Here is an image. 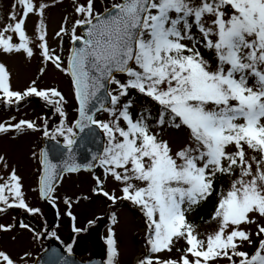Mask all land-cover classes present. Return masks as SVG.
<instances>
[{
	"label": "snow or ice",
	"instance_id": "6c2138e0",
	"mask_svg": "<svg viewBox=\"0 0 264 264\" xmlns=\"http://www.w3.org/2000/svg\"><path fill=\"white\" fill-rule=\"evenodd\" d=\"M17 5L19 17L12 11L0 27V55L34 56L25 21L37 14L42 62L70 76L78 104V116L70 122L61 91L40 88L35 79L22 91L12 90L10 73L0 63V102L19 106L35 96L59 117L51 130L47 117L42 128L32 120L0 123V133L42 131L57 145L58 137L63 138L59 162L48 149L33 153L42 165L40 195L55 204L57 178L92 170L98 162L103 178L94 176L92 191L113 204L138 206L147 219L148 253L138 264H264V0H114L102 12L95 0L76 2L78 18L70 27L65 18L56 32L61 49L64 36L73 43L67 66L46 39L49 4L17 0ZM78 27L86 29L84 35H77ZM201 47L214 53V63ZM39 71L43 75L45 68ZM118 73L126 76L124 82ZM131 90L150 98L156 114L145 108L134 115L133 100H122ZM98 113L108 118L99 119ZM169 128L187 129L189 142L173 151L161 134ZM97 129L106 136L102 152L94 153L91 163L78 162V133ZM0 164L8 168L3 155ZM218 175L229 176L231 186L211 216L215 230L201 239L187 213L212 195ZM108 179L120 185L121 195L105 190ZM0 180V212L12 207L40 212L25 201L22 178L14 168ZM64 202L70 209L72 201ZM67 215L75 221L71 210ZM112 220L117 223L115 213ZM19 226L29 229L23 222ZM13 227L0 224L4 231ZM109 233L108 264H116L117 240L112 229ZM180 241L185 244L178 256L166 255ZM252 245L254 253L244 250ZM26 257L17 261L0 250V264H27Z\"/></svg>",
	"mask_w": 264,
	"mask_h": 264
},
{
	"label": "rangeland",
	"instance_id": "374dc122",
	"mask_svg": "<svg viewBox=\"0 0 264 264\" xmlns=\"http://www.w3.org/2000/svg\"><path fill=\"white\" fill-rule=\"evenodd\" d=\"M112 1L114 2V0H95V8L97 11H103L105 7L112 4ZM35 2L37 4L41 2L49 4V7L45 10L46 39L50 48L56 49L58 54L63 55V50H61L60 46L61 41L60 38L56 36V32L64 23L65 18H67L69 27L74 23L75 19L78 17L74 15L73 5L76 2L83 3L85 0H35ZM13 5H17V0H0V27H3L4 23L8 22V17L12 11H16L19 17L22 9L18 5L13 8ZM38 24L39 16L37 14H29L25 21V30L31 40L30 46L34 49V56L31 59H28L23 54L0 55V63H4L10 73V85L12 90H22L23 88H26L33 79L37 80V84L40 88H51L52 86L57 87L65 96L67 103L64 106L68 107L69 119H72L74 116L72 104L74 103V94L71 80L69 79V75L56 69L51 63L47 65L43 64L42 57L37 47L39 43ZM77 35H80L79 27L77 28ZM65 37L67 38L66 40L64 39ZM13 39L18 42V38L15 34H13ZM63 39L67 41V43L69 42L68 36H64ZM69 48H66L67 53H69ZM205 58L214 63V53L209 51ZM41 67L45 68L43 75H41L39 71ZM113 88H115V85ZM122 100H125V98H122ZM145 108L152 109L153 115L156 114L153 103L143 96H136L131 111L137 113ZM40 110V108L28 104L19 105L18 107H9L0 102V123L6 125L14 124L21 119L37 122L42 120V112L41 115H39ZM13 117H15V120L12 119ZM76 117L77 113H75L74 118L76 119ZM99 118L107 119L108 114L101 113ZM49 120H51V124L54 123L52 118ZM154 130L157 132L160 131L159 129ZM161 134L164 139L169 141L173 151H176L189 142L187 129L176 131L169 128ZM41 140L42 131L33 132L28 130L24 133H17L14 130H10L6 133H0V155L6 157L8 164L7 169L0 164V176L7 179L11 170L14 168L17 174L22 178V192L24 194V199L29 202L32 200L34 203H40V199H36L40 166L38 159L33 156V153H36L37 156L39 155V144L41 143ZM94 176H101L103 178V169L97 175H94L93 173H80L67 175L64 178L63 183L59 186L56 194V201L60 206V211L57 212L58 215L61 213L64 214L65 212V216H68L67 212L71 210V212H76L79 217L85 213H89V219L96 221L99 214L108 210L104 207L102 200H95L94 198L96 195L92 191L96 186ZM3 182V180H0V183ZM230 186L231 179L228 178L227 185L223 186V194L227 193ZM104 187L110 193L114 192L117 196L121 195L120 185L112 179L106 180ZM87 198L93 200L89 201ZM65 199H70L72 201L71 207L67 211H64V206L66 205L64 202ZM108 211L110 213H115L117 216V223L112 227V230L115 232V238L117 239L119 250L116 264H137V260H139L142 255L140 249L141 245L139 248L140 239L138 238V233L142 225V220L139 217V210L137 212L134 210L132 211V209L126 204V206L109 209ZM61 216L62 218L64 217L63 215ZM19 220L20 218L15 216L14 212L11 210L0 213V224L5 226L14 225V227L8 231L0 229V250L6 251L17 261H20V257L27 253L26 260L28 264L35 258L34 255L38 249L41 251L45 245L44 243L34 241L33 229L30 227L29 229L21 228L19 226L21 223ZM34 220L38 226L45 224L44 218L41 215L34 216ZM109 226L111 225L108 224L106 229L100 227L96 230L93 225H90L89 231L91 233H87L84 237H78V235H73L71 233L72 227L61 226L58 228L57 225V227L51 231L49 237L68 244L71 248L75 247L80 253L79 256L81 258H108V245L106 247L105 243L103 244L102 242L100 246V242H98V232L100 234L103 233V236L107 238L110 234L108 229ZM83 227L85 228V225H83ZM249 227L251 231H255V225ZM215 228L216 223L214 221H209L205 224L199 225L197 230L202 233V236L200 235V237L205 238V236L214 231ZM53 233H55V235H53ZM252 239L254 240L256 237L253 235ZM145 242L147 250V237H145ZM251 247L252 246H246L245 249ZM224 264H226V261Z\"/></svg>",
	"mask_w": 264,
	"mask_h": 264
},
{
	"label": "water",
	"instance_id": "95a60500",
	"mask_svg": "<svg viewBox=\"0 0 264 264\" xmlns=\"http://www.w3.org/2000/svg\"><path fill=\"white\" fill-rule=\"evenodd\" d=\"M85 34L86 29L82 28ZM76 46H82V42ZM79 139L77 142L76 158L80 163H91V156L94 153L102 152L104 146V136L101 135L99 129L93 133H89L85 130L83 133H79ZM61 145H57L55 140L46 139L44 141V149H48L50 158H54V162H59L62 158L59 151ZM97 164V162H96ZM60 178H57L55 184L59 182ZM46 200L45 198H43ZM67 260L68 264H106L103 259H93L90 261H84L79 259L77 256L70 254L65 251L61 245L54 244L49 247L40 257H38L35 264H61L63 260Z\"/></svg>",
	"mask_w": 264,
	"mask_h": 264
},
{
	"label": "trees",
	"instance_id": "16d2710c",
	"mask_svg": "<svg viewBox=\"0 0 264 264\" xmlns=\"http://www.w3.org/2000/svg\"><path fill=\"white\" fill-rule=\"evenodd\" d=\"M207 50V49H205ZM202 54H204L202 52ZM135 93L134 92H130L129 93V97L128 98H134L135 97ZM131 98V99H132ZM32 102L36 103L37 105H46L44 104L43 102H41V100H39L38 98H34L32 99ZM47 106V109H48V112H51L52 111V108L48 105ZM227 175H218L217 179L215 180V184H214V191L212 193V195L210 197H208L207 200L205 201H202L198 206H195L194 209L191 211L193 213H195L194 217H192L191 219L188 218V220L199 226L200 224L204 223L206 220H209L212 216V214L214 213V210H215V207L217 206L218 204V194H219V188H220V184L223 182V180L225 179ZM17 213L23 217L25 220H27V218L29 216L26 215V213L22 212V211H17ZM144 219L145 221H147L146 217L144 216ZM184 243H179L177 245V248H174L173 249V252L170 253L172 257H176L178 256V248L181 246V245H184Z\"/></svg>",
	"mask_w": 264,
	"mask_h": 264
}]
</instances>
